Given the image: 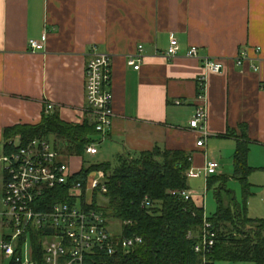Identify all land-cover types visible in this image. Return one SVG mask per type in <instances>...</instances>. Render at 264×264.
I'll list each match as a JSON object with an SVG mask.
<instances>
[{"label": "crops", "instance_id": "crops-1", "mask_svg": "<svg viewBox=\"0 0 264 264\" xmlns=\"http://www.w3.org/2000/svg\"><path fill=\"white\" fill-rule=\"evenodd\" d=\"M44 34V49L32 51L30 41ZM171 38L181 50L168 60ZM140 45L144 59L135 70L127 57ZM94 46L113 56L114 118L106 141L115 151L135 158L155 147L182 150L192 155L193 169L204 153L206 161H221L218 172L226 176L221 171L234 170L238 142H248L250 181L264 196V0H0V143L5 129L41 122L48 104L66 122L94 121L85 89ZM191 47L223 66L208 74L204 100L198 82L205 70L187 57ZM245 48L249 58L239 66ZM200 104L208 111L205 148L190 127ZM70 166L74 174L83 168ZM10 234L0 216V264L11 262L1 251Z\"/></svg>", "mask_w": 264, "mask_h": 264}, {"label": "trees", "instance_id": "trees-1", "mask_svg": "<svg viewBox=\"0 0 264 264\" xmlns=\"http://www.w3.org/2000/svg\"><path fill=\"white\" fill-rule=\"evenodd\" d=\"M18 137L22 144L46 138L63 145L62 152L66 156L81 158L87 154L89 145L100 141L93 120L73 124L62 120L57 112L47 113L46 109L41 122L4 130L0 156L16 151L11 142ZM249 153V143L239 141L234 154L233 178L242 185L243 202L240 203L236 192L228 187V177L208 179V190H214L217 201V212L212 217L207 216L205 208L173 195V192L189 190L187 173L192 169V155L160 147L135 158L120 154L115 166L104 163L83 167L74 174L68 186L47 191L37 210H47L66 201L73 183L81 182L86 189L91 175L103 171L107 193L101 210L106 218L127 223L123 227L124 236H141L143 243L113 257L101 256L95 264H203V257L195 253L194 245L205 219L216 234L215 246L206 254L207 264H264V218H250L247 209L252 194L250 176L255 170L249 165ZM98 201L95 192L93 205L97 207ZM190 233L195 236L190 238ZM42 237V232H31V244L39 264H44ZM24 241V238L19 240L18 253Z\"/></svg>", "mask_w": 264, "mask_h": 264}, {"label": "built area", "instance_id": "built-area-1", "mask_svg": "<svg viewBox=\"0 0 264 264\" xmlns=\"http://www.w3.org/2000/svg\"><path fill=\"white\" fill-rule=\"evenodd\" d=\"M45 40L46 34L41 41H30L31 50H43ZM180 50L178 40L171 38L165 57L173 60L179 56ZM88 55L90 59L86 67V101L100 141L89 145L86 153L94 156L99 153L97 145L108 139L113 124V56L101 52L97 46ZM187 57L201 61L205 70V75L198 82V98L204 100L208 74L222 73L223 66L214 58L201 56L198 47H191ZM248 58V49H242L236 58L237 65L242 66ZM143 59L144 48L140 45L136 53L127 57V63L139 70ZM176 104L180 105L181 101ZM54 110V105L46 106L47 113ZM190 127L200 135L197 147L205 148L209 139L208 111L205 105L196 107ZM11 144L16 151L0 156V178L3 181L0 216L11 230V234L1 243V251L6 258L14 264H39L35 260L31 244L33 230L43 233L41 243L44 264H95L101 256L113 257L122 251H131L143 243L141 236H124V228L121 235L111 234L109 219L100 208L102 205L99 201L97 207L93 205L95 192L101 199L107 193L106 174L103 171H98L94 178H89L86 189L81 182L73 183L69 187L66 201L56 203L47 210H37L47 191L70 184L74 173L70 164L65 162L68 156L63 154L61 145L46 138H35L22 144L18 137ZM219 168V163L208 162L203 171L190 169L187 177L204 176L208 179L216 175ZM173 195L205 208V198L200 196L201 205H198V195L190 190L173 192ZM126 224L122 222L123 227ZM194 236L193 233L189 234L190 238ZM22 238L25 241L18 253L19 240ZM215 238L212 224L205 219L204 227L194 245L195 253L203 257V264H207L206 254L215 246Z\"/></svg>", "mask_w": 264, "mask_h": 264}, {"label": "rangeland", "instance_id": "rangeland-1", "mask_svg": "<svg viewBox=\"0 0 264 264\" xmlns=\"http://www.w3.org/2000/svg\"><path fill=\"white\" fill-rule=\"evenodd\" d=\"M111 141H105L100 144H98V150L99 153L97 155H89L86 154L84 158L78 159H70L69 157L65 158L66 163H71L73 165V168L75 170H79L81 167H89L91 165H99L104 163H110L112 166H115L117 163V157L119 154V151H115L111 145ZM61 149L64 150L63 145H61ZM124 154V153H122ZM201 157L199 159V163H201L200 167H195L194 170L197 172L203 171L205 166L208 162H216L221 165V161H219L216 157H210L203 159L202 156L205 157L204 153H200ZM216 154V153H215ZM71 161V162H70ZM224 164V163H223ZM220 172V171H219ZM219 172L215 177H219ZM224 175L227 177H232L231 180H229L228 187L236 192L237 199L241 203L244 200V193L242 185L239 181L235 180L233 178L234 176V170L232 167H227L225 171H222ZM96 175L93 173L91 175V178H94ZM207 180L204 176L201 177H195V178H189L188 184L191 188V192H193L196 195H201L203 198H205V212L208 217H212L217 212V201L215 198L214 190H208L207 188ZM251 180V179H250ZM251 182V181H250ZM252 184V182H251ZM259 188L257 186L252 185L251 189V195L248 199L247 203V209H248V216L253 219H263L264 218V196L260 195L258 193ZM99 199V204L102 205L105 201L104 199ZM109 228L111 234L115 235H121L123 232V225L122 222L115 219H109ZM215 264H253V263H229V262H215Z\"/></svg>", "mask_w": 264, "mask_h": 264}]
</instances>
